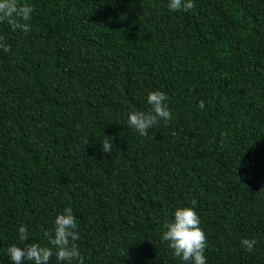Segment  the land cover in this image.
<instances>
[{
    "label": "trees",
    "instance_id": "trees-1",
    "mask_svg": "<svg viewBox=\"0 0 264 264\" xmlns=\"http://www.w3.org/2000/svg\"><path fill=\"white\" fill-rule=\"evenodd\" d=\"M22 2L30 32L0 23V264L20 226L53 247L67 207L84 264H191L161 235L193 200L206 264H264V0ZM154 90L172 119L140 136Z\"/></svg>",
    "mask_w": 264,
    "mask_h": 264
},
{
    "label": "clouds",
    "instance_id": "clouds-1",
    "mask_svg": "<svg viewBox=\"0 0 264 264\" xmlns=\"http://www.w3.org/2000/svg\"><path fill=\"white\" fill-rule=\"evenodd\" d=\"M170 11H188L195 7L192 0H169ZM34 7L22 0H0V23H7L13 31L22 33L31 31L30 21ZM0 49L10 52L11 47L0 37ZM168 97L165 92L154 90L147 95L148 111H133L128 115V125L140 136H147L148 129L163 121L165 125L172 119V113L166 103ZM199 107L204 108V102H199ZM102 153H112L115 146L113 138L105 139L101 143ZM196 201H192V207H180L174 212V219L165 225L166 230L161 239L167 242V247L173 256L183 262L191 264H206L205 249L207 236L200 227L201 220L195 210ZM19 240L23 247L12 245L8 249L12 264H25V261L33 264H50L55 255L57 261L66 264H84L78 244L80 236L77 218L71 207H67L55 218L54 232H44L53 247L42 246L39 243H27L29 240L27 226L18 228ZM241 244L249 251H253L255 239H242ZM55 249V251H54Z\"/></svg>",
    "mask_w": 264,
    "mask_h": 264
}]
</instances>
